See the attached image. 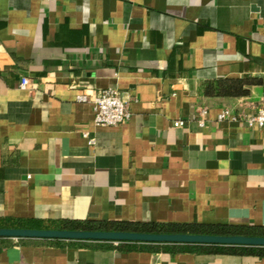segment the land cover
Wrapping results in <instances>:
<instances>
[{
    "label": "crops",
    "instance_id": "0c3cea01",
    "mask_svg": "<svg viewBox=\"0 0 264 264\" xmlns=\"http://www.w3.org/2000/svg\"><path fill=\"white\" fill-rule=\"evenodd\" d=\"M229 77L248 93H204ZM107 87L129 116L95 126ZM263 100L264 0H0V217L264 225V127L247 123ZM0 264L264 256L0 238Z\"/></svg>",
    "mask_w": 264,
    "mask_h": 264
},
{
    "label": "trees",
    "instance_id": "16d2710c",
    "mask_svg": "<svg viewBox=\"0 0 264 264\" xmlns=\"http://www.w3.org/2000/svg\"><path fill=\"white\" fill-rule=\"evenodd\" d=\"M251 80L240 77L222 78L204 85V93L209 96H242L248 93L247 85ZM0 227L26 228H54V229H83V230H122L149 233H195V234H240L249 236H264V225L230 224V223H177L125 220H79L60 218L57 220H19L0 217ZM58 241V239H52ZM141 244V242H102L106 247L126 249ZM163 251L174 252L190 250L206 253L251 254L264 256V247L230 246V245H203V244H157Z\"/></svg>",
    "mask_w": 264,
    "mask_h": 264
},
{
    "label": "water",
    "instance_id": "95a60500",
    "mask_svg": "<svg viewBox=\"0 0 264 264\" xmlns=\"http://www.w3.org/2000/svg\"><path fill=\"white\" fill-rule=\"evenodd\" d=\"M0 238L81 240L116 244L120 242H141L153 244L174 243L264 247V236L240 234L149 233L122 230L0 227Z\"/></svg>",
    "mask_w": 264,
    "mask_h": 264
},
{
    "label": "built area",
    "instance_id": "2783aa9c",
    "mask_svg": "<svg viewBox=\"0 0 264 264\" xmlns=\"http://www.w3.org/2000/svg\"><path fill=\"white\" fill-rule=\"evenodd\" d=\"M28 84V78L22 77L19 83L21 88H25ZM77 100L86 101L85 95H77ZM93 104L94 117L93 124L95 126H116L124 122L129 116V110L126 101L123 99L120 91L117 88L107 87L100 89L96 94L89 99ZM264 101V100H263ZM206 110L200 109L199 124L203 123ZM229 111L224 109L219 115L218 119L227 117ZM182 121H174V125L181 124ZM247 123L250 126L264 127V106L260 107L258 111L247 118ZM83 136L87 138L89 144L93 143V138L87 132H83Z\"/></svg>",
    "mask_w": 264,
    "mask_h": 264
}]
</instances>
